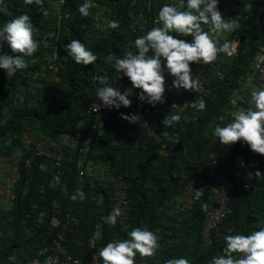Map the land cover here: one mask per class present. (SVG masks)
Returning <instances> with one entry per match:
<instances>
[{"label": "trees", "instance_id": "obj_1", "mask_svg": "<svg viewBox=\"0 0 264 264\" xmlns=\"http://www.w3.org/2000/svg\"><path fill=\"white\" fill-rule=\"evenodd\" d=\"M93 1L109 6L112 20H117L120 27L94 32L93 8L88 17L78 11L86 0H65L64 10H68L69 16L61 21L62 35L58 40L61 57L57 71L46 73L50 81L41 73L51 49L53 38L49 33L58 17L51 13L44 17L38 6L26 5L24 0H3L0 4L7 6L10 13L0 12V26L27 13L34 24V37L40 43L35 54L25 57L27 68L18 70L12 77L0 68V157H5L4 161L0 160V173L4 176L0 189L6 178L13 183L9 192H0L1 199L7 201L6 204L0 201V264H10L8 255L15 251L23 261L37 256L40 247L52 240V216L58 209L68 211L70 207L80 219V226L79 232L66 231L67 250L85 262L91 252V240L99 249L114 239L128 238L129 231L142 227L157 233L160 247L154 257L142 259L137 254L136 264H165L168 259L180 257L187 258L190 264H209L213 256L224 254L226 235H247L264 227V177H255L257 170L264 173V155L254 153L249 146H237L236 154L243 164L229 202L236 214L214 230L210 242L202 235L201 206L185 215L177 212L173 198L186 183L188 173L205 165L201 159L208 151L225 147L212 138L213 130L217 124L225 126L231 122L229 111L234 93L240 90L241 82L264 46V0H218L224 18L236 17L240 21V28L227 34L229 41L234 34H240L238 52L233 57L222 53L217 59L223 62L224 75H214L209 85L200 79L204 91L196 93L175 89L174 77L165 70V102L155 105L160 113L145 115L137 102L132 101L130 107L122 106L108 114L97 139L86 152L91 169L80 176L77 159L94 120L87 110L97 99V90L120 79L122 88L131 84L127 76L106 64L104 58L108 54L123 58L127 51L136 52L137 34L133 28L144 0ZM50 2L44 0V7ZM166 3L178 4L153 0L152 10L158 14ZM45 36L47 41L43 40ZM181 38L189 42L192 39ZM73 39L84 43L99 59L87 66L77 64L64 47ZM2 52L11 54L6 44L0 49ZM198 65H191L193 76ZM99 75L105 77L104 84L96 79ZM178 97H188L191 103L203 98L206 109L201 111L190 105L178 123L166 128L162 121L172 113L170 104ZM121 111L127 115L139 114L140 121L129 123L121 118ZM155 121L160 122L159 127L152 126ZM164 130L168 133L164 134ZM67 138L71 142L66 143ZM39 143L41 147L37 148ZM61 143L64 144L59 150ZM9 164L13 165L12 169L8 168ZM104 168L112 174L110 177L101 172ZM115 181L121 184L129 208L126 216L118 217L115 227H110L102 217L117 206L113 195ZM246 182L250 187H244ZM77 189L84 192L85 199L79 198ZM72 195L77 198L72 200ZM167 229H173L181 241L165 243ZM100 264H103L101 259Z\"/></svg>", "mask_w": 264, "mask_h": 264}, {"label": "clouds", "instance_id": "obj_2", "mask_svg": "<svg viewBox=\"0 0 264 264\" xmlns=\"http://www.w3.org/2000/svg\"><path fill=\"white\" fill-rule=\"evenodd\" d=\"M3 0H0L2 4ZM24 4L38 6L44 17L49 11L44 7V0H24ZM97 7L92 0H86L78 8L79 13L88 17L90 9ZM0 12L10 15L7 6L0 7ZM156 26L146 34L138 36L134 41L136 52L127 51L123 58L108 54L104 58L106 64L127 76L135 89H140L139 100L153 106L165 102L168 75L174 77L173 87L177 90H191L203 93V84L198 76H193L191 65L213 64L220 54L232 56L237 41L227 39V34L234 33L240 28L238 18H224L218 8V0H179L178 4H164L158 11L154 21ZM208 30H205L204 26ZM117 20L106 22V28L118 29ZM175 34V35H174ZM181 37H191V42ZM221 39L224 42L221 44ZM7 45L10 53H0V68L4 69L8 77L14 76L18 70L28 67L25 57L35 54L40 43L34 37V24L30 15L21 14L14 19L7 20L0 26V49ZM67 54L77 63L84 66L94 64L99 57L78 39L66 44ZM151 52V54H150ZM15 54V55H13ZM96 79L105 83V77L99 75ZM132 89L121 91L112 85L97 90V110L101 107L120 109L130 107ZM252 107H236L237 101L232 100L234 110L231 111V122L225 126L217 124L213 135L221 145L230 146L243 141L254 153L264 155V86L250 90ZM191 107L198 110L206 109L203 98L191 103ZM121 118L129 123L140 121L139 114L127 115L121 113ZM223 120L224 118L221 117ZM181 120L179 114H167L162 121L166 128L172 127ZM243 164V161H241ZM256 178L264 177L259 170ZM247 187V185L245 186ZM81 200L85 194L77 189ZM77 197L73 196L75 200ZM122 216L119 205L113 211L102 217L104 223L115 227L118 217ZM126 239H114L104 247L99 248L94 261L100 258L103 264H136V256L143 258L154 257L160 247V237L148 228L135 227L127 233ZM223 255L211 258L209 264H264V227L253 230L250 234H229L224 237ZM165 264H190L187 258L168 259Z\"/></svg>", "mask_w": 264, "mask_h": 264}, {"label": "built area", "instance_id": "obj_3", "mask_svg": "<svg viewBox=\"0 0 264 264\" xmlns=\"http://www.w3.org/2000/svg\"><path fill=\"white\" fill-rule=\"evenodd\" d=\"M136 1V0H135ZM168 2H178L179 0H166ZM92 3L97 5L93 7L91 16L93 17L92 30L94 32H100L105 29L106 22L112 20L113 12L112 9L103 4L92 0ZM65 0H51L48 4V11L58 17L57 24L51 30L50 37L53 38L51 41V49L46 54L47 65L44 67V71L41 73L45 76L46 73H55L59 66V60L61 57V47L58 45V40L62 35V24L61 21L69 16L68 10H64ZM153 0H144L140 5L136 14L137 23L134 25L133 31L138 36L144 35L152 27L157 18V13L153 9ZM49 34H47L49 36ZM47 37H44V41H47ZM236 40L235 50L232 56L226 55V57H233L237 52L241 44V36L236 33L231 40ZM151 54V52H150ZM222 61L216 60L211 65L199 64L196 70V76L203 80L205 85H209L210 79L214 76H223ZM47 76V75H46ZM50 81V77H46ZM122 75L119 76V79ZM122 79L110 82L105 86L112 85L113 87L119 88L122 92L128 89H132V95L129 97L132 101H136L138 109L145 115L156 116L160 113L158 106H153L149 103L142 102L139 100L140 89L133 88L132 84L122 88ZM264 86V46L258 52L254 59V63L250 67L249 72L245 75V79L241 82V96L234 95L232 100H236V107L248 108L252 107L250 100V90L252 88H258ZM199 99V98H198ZM197 99V100H198ZM194 102V101H193ZM102 101L97 99L90 105L87 110L88 115L93 117V122L88 130L85 138L81 143L80 156L77 159V169L80 176H84L89 169H91V160L87 158L88 150L95 139H97L98 131L105 117L116 111L114 107L104 108L101 107L97 110L98 104L102 105ZM191 102L188 97H178L170 104L171 114H179L186 112L190 107ZM230 109L229 113L233 111ZM122 112V111H121ZM123 113V112H122ZM160 122H153V127H159ZM164 134L168 133V130H164ZM214 140H218L214 135ZM64 143L59 145V150L63 147ZM239 144V145H238ZM136 145L140 146V142L136 140ZM237 146L240 148L248 146L243 141L237 142L234 145L223 146L221 148L210 150L201 159L205 165L195 171H191L186 176V183L180 187V192L173 198V204L177 212L183 214L189 213L194 210L197 205L202 208L204 214L202 235L206 242L211 241V236L215 229L229 216L235 215V211L229 205L231 196L235 191L236 184L235 178L241 175L240 169L242 167L240 157L237 156ZM41 147V143L37 145V148ZM36 154H38L36 152ZM1 161L5 160L4 156L0 157ZM59 180V179H57ZM247 185V187H245ZM113 195L116 199L117 205L122 209V217H125L128 213L129 200L120 183L115 181L113 185ZM245 188L250 187V184L246 182ZM208 191V192H207ZM74 195L71 196V199ZM73 200V199H72ZM124 221V218H123ZM181 221V218H179ZM52 227L51 235L52 240L50 243H44L39 251L38 255L31 258L29 261H23L22 257L18 252H12L8 255V261L10 264H100V258L94 261L95 256L98 254L99 249L94 240H91L89 246L91 252L87 258V262L80 257L70 253L67 250V230L72 232H79L80 219L75 215L73 209L70 207L68 211L58 209L57 212L52 216L50 220ZM184 233V231H182ZM167 239L165 243H172L173 241L180 242V238L176 236V232L173 229L166 230Z\"/></svg>", "mask_w": 264, "mask_h": 264}, {"label": "crops", "instance_id": "obj_4", "mask_svg": "<svg viewBox=\"0 0 264 264\" xmlns=\"http://www.w3.org/2000/svg\"><path fill=\"white\" fill-rule=\"evenodd\" d=\"M68 142H71V140H69V139L67 138L66 143H68ZM8 168H9V169H12V168H13V165H12V164H9ZM13 173H15V171H14ZM13 173H12V176H14ZM9 175H10V174H9ZM6 179H7V181H6V180L3 181V185H2V188L0 189V192H1V191H2V192H5V191L9 192V191L13 188V183L10 181V179H9V178H6ZM0 201H1L2 203H4V204L7 203V201L4 200V199H1V197H0Z\"/></svg>", "mask_w": 264, "mask_h": 264}, {"label": "rangeland", "instance_id": "obj_5", "mask_svg": "<svg viewBox=\"0 0 264 264\" xmlns=\"http://www.w3.org/2000/svg\"><path fill=\"white\" fill-rule=\"evenodd\" d=\"M241 91L240 90H237L235 93H234V95H236V96H238V97H240L241 96ZM107 170V168H104V171H106ZM104 171H101V172H103V173H106V177H110L112 174L110 173V172H108V171H106V172H104ZM4 178V176H3V174H2V172L0 173V180H2Z\"/></svg>", "mask_w": 264, "mask_h": 264}]
</instances>
